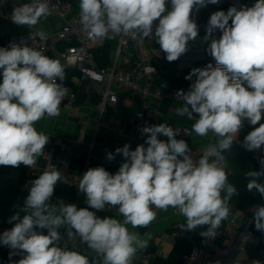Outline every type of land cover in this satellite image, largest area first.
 <instances>
[{"label": "clouds", "instance_id": "clouds-1", "mask_svg": "<svg viewBox=\"0 0 264 264\" xmlns=\"http://www.w3.org/2000/svg\"><path fill=\"white\" fill-rule=\"evenodd\" d=\"M219 3L79 0V20L92 39L110 33H137L144 38L154 34L166 60L174 62L189 51V42L198 38L193 10ZM51 14L48 0H31L13 8L11 22L35 27ZM217 30L219 39L213 38ZM36 35L47 39L43 30ZM203 40L210 41L206 50L215 64L193 68L185 77L192 83L186 93L177 94L185 104L178 112L190 120L197 117L192 131L198 136L212 132L219 137L217 143L195 160L186 141L176 138L180 131L167 123L145 126L141 132L147 134V147L140 144L131 150L125 144L116 148L115 154L122 155L125 162L115 174L102 166L83 173L78 183L88 205L83 208L62 200L51 203L63 175L55 166L45 170L30 182L22 218L19 213L13 215L9 223L15 221L14 226L0 235V243L23 254L18 264H96L78 251L59 246L63 239L60 229L70 238L79 237L97 253L101 264H133L148 240L130 231L128 225L146 228L156 220L157 210L168 208L185 217L183 231L206 228L200 232L202 237L217 236L237 192L228 181L223 152L230 150L245 120L259 126L245 136L244 147L253 151L264 146V0H255L251 7L232 6L227 12H213ZM0 75V166L31 168L49 143V137L35 125L45 116L58 117L68 92L57 82L65 79L64 66L31 46L10 43L0 47ZM210 158L214 159L210 162ZM107 159L111 161L115 155L110 152ZM260 163V171L246 173L251 177L247 189L264 197V183L259 182L264 176V159ZM106 207L117 209L123 219L100 218L89 210L103 211ZM253 213L255 229L264 233V206L256 205ZM37 229H46L47 234Z\"/></svg>", "mask_w": 264, "mask_h": 264}, {"label": "crops", "instance_id": "crops-1", "mask_svg": "<svg viewBox=\"0 0 264 264\" xmlns=\"http://www.w3.org/2000/svg\"><path fill=\"white\" fill-rule=\"evenodd\" d=\"M229 7V4L224 3L219 4L216 8L226 11ZM49 29V27H45L41 30L48 32ZM13 33L14 30L12 28L0 29V35H11ZM204 36L205 34L198 36L195 41H190L188 45L189 51L186 53L191 52L200 58H208L209 54L206 49L209 41L205 42L203 40ZM155 57L159 59L160 72L164 53L159 47L155 49ZM179 64L180 61L178 59L177 76H181L183 71H181L180 75L178 74ZM194 79L195 77H193ZM156 80L157 85L169 84L162 75L157 74ZM0 82H2V75H0ZM72 82L77 93L76 107L72 111L60 114L58 117L45 116L35 125L37 131L43 132L49 137V143L44 149V154L37 158L35 166L27 168L28 177L23 184V190L27 195L31 186L30 182L38 178L45 170L55 166L63 176L62 181L56 184L54 195L50 202L56 204L62 200L65 204L71 203L78 208H83L88 207L86 196L70 185L69 175L81 177L89 168H94L101 163L122 164L125 162V158L115 154V150L116 148H122L125 144L129 146L135 144V137L128 132L125 123L141 107L131 99L129 92L123 91L122 104L119 109L107 107L102 111L98 108L103 95L101 86L95 85L90 91L78 86V77L73 78ZM191 83L192 81L179 87ZM151 102L158 111L157 117L160 123H167L171 127L187 126L192 129V125L195 122L194 118L190 120L187 116L179 115L178 112V109L184 107L185 104L157 99ZM117 119H120L123 125H118L116 123ZM261 123H264V117H262ZM258 126H252L245 120L230 150L223 152V162L232 171L231 174H228V181L236 188L237 192L232 196L228 205L230 208L229 217L222 221L219 227L226 235L214 243L213 256L207 264H232L233 261H238V264H252L256 260L250 256L248 249L250 246L258 245L261 241L253 233L250 235L247 231L251 220L254 219L253 208L256 205L264 206V197H261L255 189L251 192L248 191L247 184L251 177H248L246 173L259 171L255 163H260L262 159L257 155L259 149L252 151V159L246 158L242 147L244 146L245 136L253 130V127ZM181 139L186 141L191 150V155L195 160H198L209 149V146L217 143L219 137L212 132H209L207 136H198L193 131L189 138ZM110 152L115 155V159L111 161L107 159V154ZM212 159L214 158H210V162ZM13 175L15 178L19 177L18 172ZM259 182L264 183V176L259 177ZM89 210L95 211L100 218L110 216L119 220L123 219V217L112 211ZM17 213L20 214L21 218L24 215L21 209H8L0 206V223L9 226L14 225L15 221L9 223V220ZM231 221L238 222L241 226L240 230L236 231L231 226ZM185 224V217L180 215L177 210L168 208L166 211L164 210L157 214L156 220L146 228L133 229L131 225H128L130 231L138 232L142 239L148 240L147 248L137 252L133 259V264H154L156 260L166 261L173 252L178 237L182 236L184 232H189L183 230L180 232L175 231V229ZM37 230L47 234L46 229ZM60 232L63 239L60 241L59 246H66L70 250L78 251L86 255L89 260L98 256L79 237L65 238L67 232L64 229H60ZM146 234H150V238ZM197 240H199V235ZM197 242L195 241V244ZM16 251L13 250V252ZM3 255L4 249L0 246V260ZM143 255H148L150 259L146 261L142 258Z\"/></svg>", "mask_w": 264, "mask_h": 264}, {"label": "built area", "instance_id": "built-area-1", "mask_svg": "<svg viewBox=\"0 0 264 264\" xmlns=\"http://www.w3.org/2000/svg\"><path fill=\"white\" fill-rule=\"evenodd\" d=\"M29 2L31 0H0V29L12 28L14 30L11 35H0V47H8L10 43L26 44L50 58L59 60L64 66V70L69 68L76 69L79 72L77 82L79 87H84L90 91L95 85L103 88V95L98 104V108L102 111L107 107L119 109L122 104V92H129L131 99L141 107L125 123L126 129L136 140L135 144L130 145L131 150H135L140 144H145L147 134H142L141 129L143 127L160 123L157 117L158 111L153 106L152 100H169L184 104L183 99L177 94L181 91L186 93L191 84L182 87L164 83L156 84V75L160 70V66H152L156 58L155 49L159 47L154 34L144 38L137 33L127 35L110 33L107 37L92 39L80 24L79 0H48L52 12L48 18L59 21L60 24L56 25L54 31L49 29L48 32H45L47 39L42 40L36 35L40 31L39 29L31 30V27H29L30 30L24 32V27L26 26H18L11 22L13 8L19 4ZM224 3L229 4L231 7L236 6L238 9L240 7H251V0H220L219 4ZM219 4H208L206 7L200 8L199 11L193 10L192 19L198 25V36L206 34L208 19L213 12L219 11L216 8ZM220 35V31L217 30L213 33V38L219 39ZM115 40L117 41L116 43ZM107 42L114 44L111 62L109 65L100 66L94 54V49ZM62 45L64 47H61ZM185 54L179 58V75L185 69L192 70L193 68H203L208 63L215 64L210 55L208 58H200L191 52ZM57 82L62 83L61 81ZM63 86L67 88L68 92L60 105V114L72 111L76 107L77 99L76 89L73 85L63 84ZM196 118L194 117V120ZM116 123L123 125L120 119H117ZM172 127L180 131L176 137L177 139L189 138L193 132L187 126ZM158 138L167 141V137L159 136ZM145 147H147L146 144ZM257 155L264 159V146L259 149ZM222 163L225 171L227 170L228 174H231L232 171L227 164L223 161ZM81 178L82 176L69 175L70 185L79 190L78 183ZM103 211H112L118 214L117 209L106 207ZM163 211L157 210L156 215ZM13 226L0 223V235L5 230H10ZM231 226L236 231L241 228L236 221H231ZM247 233L252 235L249 230ZM225 235L224 231L217 230V236L212 239L204 238L199 233L197 244L193 246L189 255L185 257L183 264H207L213 256L214 243ZM65 238L71 239L67 233ZM0 246L4 249L0 264H18L23 254L17 250L16 254L11 255L10 258V253H13V250L2 243H0ZM142 258L146 261L150 259L148 255H143Z\"/></svg>", "mask_w": 264, "mask_h": 264}, {"label": "trees", "instance_id": "trees-1", "mask_svg": "<svg viewBox=\"0 0 264 264\" xmlns=\"http://www.w3.org/2000/svg\"><path fill=\"white\" fill-rule=\"evenodd\" d=\"M254 3L255 0H251V6ZM227 10L225 12H227ZM61 47H64V45ZM113 50L114 44L112 42H107L106 44L94 49V54L100 66H106L110 64ZM177 63L178 60L174 62H168L164 53L161 71L158 73V75H162L163 78L171 85L181 86L190 82L189 80H186L185 77L191 71L185 69L182 71L181 76H177ZM64 71L65 79L62 81V83L74 85L72 79L78 77L79 72L76 69H65ZM242 151L246 158L252 159V151L247 150L244 146L242 147ZM98 166H102L107 171L115 174L119 170L121 164H112L106 162L101 163ZM255 166L259 171L262 168L260 163H255ZM15 172L19 173L18 178L14 177L13 174ZM27 177L28 170L27 167L23 165H20L19 167L0 166V206L8 209H21L23 207L24 200L27 196L23 190V184ZM248 228L249 231H251L254 236H256L261 241L258 245L249 247V254L252 258L259 260L262 264H264V233H261L255 229L254 219L250 222ZM204 229L206 228H197L194 231H189L186 233L184 232L182 236L178 237L176 246L168 259L166 261L156 260L154 264H183L185 257L191 252L195 241H198L197 236ZM181 230V227L175 229V231L178 232ZM90 261H95L96 264H101V258L99 256L91 258Z\"/></svg>", "mask_w": 264, "mask_h": 264}, {"label": "rangeland", "instance_id": "rangeland-1", "mask_svg": "<svg viewBox=\"0 0 264 264\" xmlns=\"http://www.w3.org/2000/svg\"><path fill=\"white\" fill-rule=\"evenodd\" d=\"M60 24V22L59 21H56V20H53V19H49L48 17L46 18V19H41L40 20V22H39V24L38 25H36L35 27H31V30H34V29H39V30H41L42 28H45V27H49L51 30H55L56 29V25L57 24ZM28 30H30V28L29 27H24V32L25 31H28ZM117 41L115 40V43H116ZM158 62V63H157ZM159 64V59H157V58H155V61H154V63H153V67H155V66H157Z\"/></svg>", "mask_w": 264, "mask_h": 264}]
</instances>
